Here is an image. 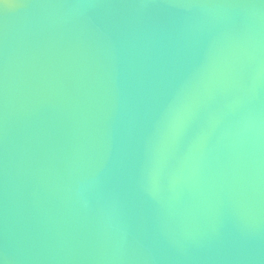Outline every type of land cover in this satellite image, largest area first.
<instances>
[{
  "label": "water",
  "instance_id": "water-1",
  "mask_svg": "<svg viewBox=\"0 0 264 264\" xmlns=\"http://www.w3.org/2000/svg\"><path fill=\"white\" fill-rule=\"evenodd\" d=\"M0 264H264V0H0Z\"/></svg>",
  "mask_w": 264,
  "mask_h": 264
}]
</instances>
